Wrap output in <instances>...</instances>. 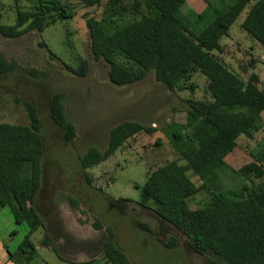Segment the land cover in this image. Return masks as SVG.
<instances>
[{"label":"trees","instance_id":"obj_1","mask_svg":"<svg viewBox=\"0 0 264 264\" xmlns=\"http://www.w3.org/2000/svg\"><path fill=\"white\" fill-rule=\"evenodd\" d=\"M105 1V16L101 20L87 19V26L92 52L109 64L112 83L125 86L154 72L160 82L175 90L190 80L194 71H199L207 78L213 97L212 101H184L186 121L168 125L167 134L185 164L175 160L153 170L141 187L140 206H152L159 218L181 232L199 255L211 252L227 264H264V183L249 191L246 198L227 199L213 193L208 202L192 208L197 194L210 193V185L218 180L216 172L229 167L226 158L237 148L239 138L252 139L263 128L264 91L257 86V77L244 81L214 52H223L222 39L229 36L231 27L242 15V29L264 48V0H233L229 4L219 0L216 8L212 1L204 0L207 8L196 15L202 27L196 34L182 12L188 0H84V4L96 7ZM128 15L132 19L121 23L119 18ZM72 18L61 0H37L32 9L18 10L15 24L1 25L0 32L6 38H16ZM14 67L0 54V74L12 72ZM87 68L85 61L80 69L70 70L83 76ZM26 107L30 125L0 122V208L10 209L16 225L29 226L18 251L8 250L15 264L33 261L37 248L30 242L31 236L45 226L37 210L46 153L43 122L35 104L26 102ZM50 113L65 142H72L77 136L76 128L66 116L62 94L50 97ZM157 131L133 121L119 124L111 131L107 149H90L79 156L80 166H97L137 134L151 135ZM157 145H161V140ZM189 171L200 178V186ZM240 173L248 178H263L264 149L257 161L243 167ZM88 181L91 182L89 178ZM94 191L110 210L123 215V202L129 200H116L100 189ZM68 202L76 209L80 204L73 196L68 197ZM94 225L103 229L100 221ZM133 226L150 232L145 223L134 221ZM15 234L17 231L11 236ZM42 244L65 261L48 234ZM176 245L177 240L172 237L168 247ZM103 253L110 264H133L117 243L112 228H107ZM209 264L222 263L210 260Z\"/></svg>","mask_w":264,"mask_h":264},{"label":"rangeland","instance_id":"obj_2","mask_svg":"<svg viewBox=\"0 0 264 264\" xmlns=\"http://www.w3.org/2000/svg\"><path fill=\"white\" fill-rule=\"evenodd\" d=\"M61 1L73 14L72 19L58 20L44 31H29L16 38H6L0 32V54L15 66L12 72L0 74V122L30 125L26 102H32L39 109L44 129L46 153L37 210L45 226L31 236L30 242L37 250L30 264H110L103 253L107 228L113 229L117 243L133 264H209L210 260L227 264L211 252L205 256L195 253L189 240L160 219L152 206L139 204L141 187L153 170L175 160L185 164L170 142L168 125L186 121V99L213 100L207 78L194 71L190 80L170 90L154 72H149L142 80L115 85L109 78V64L92 52L87 26V19L101 20L105 16L107 1L96 7L85 6L84 0ZM210 1L215 8L220 4L219 0ZM225 1L229 4L233 0ZM36 3L37 0H0V26L15 24L17 11L32 9ZM182 12L192 25L191 31L198 33L202 27L196 15L200 13L187 5ZM131 19V15L119 18L121 23ZM243 20L244 15L231 27L229 38L224 39L223 52L215 51L214 55L244 81L257 77V86L264 91V49L242 29ZM119 60L127 64L123 58ZM85 61V75L70 70L80 69ZM55 94L64 96L66 116L76 128L77 136L69 143L50 113V97ZM127 121L158 131L137 134L108 160L89 169L81 168L79 156L92 148L105 151L112 129ZM262 122V130L252 139L239 138L237 148L226 158L229 167L216 172L218 180L210 185L209 194H197L193 209L208 202L213 193L242 199L264 183V177L248 178L240 173L243 167L257 161L264 149V113ZM188 174L198 186L202 184L192 171ZM95 189L116 200H129L123 202V215L110 210ZM69 196L79 199L77 209L68 202ZM4 211V227L10 231L7 244L17 252L29 226L16 225L10 209ZM97 221L103 229L94 227ZM134 221L147 224L150 232L135 228ZM13 231L17 234L11 236ZM47 234L65 261L42 244ZM172 237L177 245L170 248Z\"/></svg>","mask_w":264,"mask_h":264},{"label":"crops","instance_id":"obj_3","mask_svg":"<svg viewBox=\"0 0 264 264\" xmlns=\"http://www.w3.org/2000/svg\"><path fill=\"white\" fill-rule=\"evenodd\" d=\"M186 5L196 13L204 12L207 7V3L204 0H188ZM224 39H227V37H224L222 39V45L224 44ZM5 215L7 214L5 213L4 208H0V264H15L10 260L8 254V250H10L11 252H13V250L7 244V241L9 240L8 237L10 236V231H8V228L5 229L4 227Z\"/></svg>","mask_w":264,"mask_h":264}]
</instances>
